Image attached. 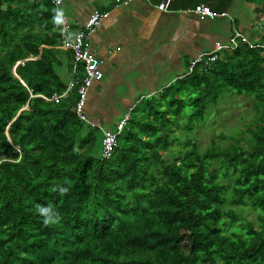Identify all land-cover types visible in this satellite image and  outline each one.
<instances>
[{
	"label": "trees",
	"instance_id": "obj_1",
	"mask_svg": "<svg viewBox=\"0 0 264 264\" xmlns=\"http://www.w3.org/2000/svg\"><path fill=\"white\" fill-rule=\"evenodd\" d=\"M51 1L0 0V264H264V0H245L258 40L143 101L109 159L75 92L39 97L65 90V62L71 74ZM231 1L205 5L223 14ZM224 95L245 107L217 130ZM38 205L59 222L45 226Z\"/></svg>",
	"mask_w": 264,
	"mask_h": 264
},
{
	"label": "crops",
	"instance_id": "obj_2",
	"mask_svg": "<svg viewBox=\"0 0 264 264\" xmlns=\"http://www.w3.org/2000/svg\"><path fill=\"white\" fill-rule=\"evenodd\" d=\"M166 1H61L59 9L68 21L70 35L85 24L92 12H109L88 40L100 62L102 78L88 90L83 109L90 123L84 124L86 127L113 131L126 113L132 116L143 101L191 73L195 64L205 60L206 65L217 53L233 50L215 51L217 45L229 43L233 31L243 34L246 43L258 40L253 35L258 31L247 33L243 18L233 17L227 10L216 14L208 8L214 17L193 12L206 1L171 0L166 11L156 8ZM66 67L67 62L58 70L64 84L70 78Z\"/></svg>",
	"mask_w": 264,
	"mask_h": 264
},
{
	"label": "built area",
	"instance_id": "obj_3",
	"mask_svg": "<svg viewBox=\"0 0 264 264\" xmlns=\"http://www.w3.org/2000/svg\"><path fill=\"white\" fill-rule=\"evenodd\" d=\"M61 1L62 0H52L51 3L57 17V24L59 25L60 43L63 47L72 52V59L70 61L71 74L65 90L61 94H53L49 98L42 95H39V97L47 102L58 103L59 101L65 99L72 91L75 92L77 98L73 108L74 113L80 121L85 124H90L89 121L86 120L83 112L85 100L88 90L91 88L93 82L102 78V72L100 70V62L90 49L88 40L95 29L100 27L102 21L109 15V12H92L87 18L85 24L80 29H77L73 35H70V26L68 21L59 9ZM170 1L171 0H167L165 3L157 5L156 8L161 11H166ZM193 12L201 16H215V14L212 13L205 5L196 6ZM237 39L245 41L241 34L237 31H233V35L230 38L229 43L227 45H217L215 51L234 49L236 47ZM211 54L212 53L202 54L198 57V60H200L202 56H209ZM194 64L195 62L192 63V66ZM129 119L130 113H126L117 123L113 131L100 129V133L102 135L101 159H109L111 157L113 150L117 147V138L121 134Z\"/></svg>",
	"mask_w": 264,
	"mask_h": 264
},
{
	"label": "rangeland",
	"instance_id": "obj_4",
	"mask_svg": "<svg viewBox=\"0 0 264 264\" xmlns=\"http://www.w3.org/2000/svg\"><path fill=\"white\" fill-rule=\"evenodd\" d=\"M197 1H201V2H205V0H197ZM225 7H227V12L228 14H230L233 17H238V18H243L242 22L244 24L245 27V31L248 32H253L254 30L257 33H261L262 29L259 28V26H257L255 24V14L253 13V9L254 7L251 6V4H247L245 2V0H233L231 1L229 4H227ZM243 31V32H245ZM245 32V33H246ZM246 33V34H247ZM251 34V33H250ZM243 35V34H242ZM256 38H258V34H253ZM245 37V36H244ZM247 40L249 39V37H246ZM250 41V40H248ZM251 42V41H250ZM207 65V64H206ZM234 97L231 95H224L221 97V102H223V104L221 106L217 107V114H216V125H217V130H220L223 128V120L227 119L225 116L222 117V114L227 110V108L234 103L235 106H239L238 102H240V105L242 106L243 103V99H241L240 97H236V100L238 101H234ZM245 106L243 105L242 107H238L239 110H242L241 108H244ZM219 108V109H218ZM232 110V113H234L236 110H233L232 108L230 109ZM229 110V111H230ZM214 112V110H210V114H208V118L206 119V121L204 123H202L201 125H199L196 129H195V133H196V137H197V141L199 143V148H204L205 146L208 145V141L211 138V134L209 133V127H210V123L212 120V113ZM237 112V111H236ZM233 116V115H232ZM235 116V115H234ZM229 122H233L232 119H227ZM178 125H181V122H178ZM176 134H180L181 138H182V134L180 133V131H177ZM184 137V135H183Z\"/></svg>",
	"mask_w": 264,
	"mask_h": 264
},
{
	"label": "clouds",
	"instance_id": "obj_5",
	"mask_svg": "<svg viewBox=\"0 0 264 264\" xmlns=\"http://www.w3.org/2000/svg\"><path fill=\"white\" fill-rule=\"evenodd\" d=\"M59 191L61 195L68 193L69 189L67 187H60ZM39 214L44 218L43 223L45 226L53 225L59 222L60 216L55 213L51 207L37 206Z\"/></svg>",
	"mask_w": 264,
	"mask_h": 264
},
{
	"label": "flooded vegetation",
	"instance_id": "obj_6",
	"mask_svg": "<svg viewBox=\"0 0 264 264\" xmlns=\"http://www.w3.org/2000/svg\"><path fill=\"white\" fill-rule=\"evenodd\" d=\"M208 3H214V0H205Z\"/></svg>",
	"mask_w": 264,
	"mask_h": 264
}]
</instances>
